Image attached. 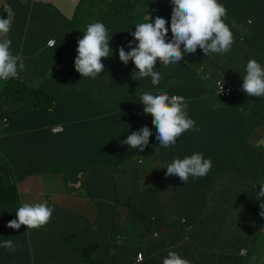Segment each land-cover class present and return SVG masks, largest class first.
Instances as JSON below:
<instances>
[{"label": "trees", "instance_id": "obj_1", "mask_svg": "<svg viewBox=\"0 0 264 264\" xmlns=\"http://www.w3.org/2000/svg\"><path fill=\"white\" fill-rule=\"evenodd\" d=\"M35 3L43 7V2ZM219 3L226 8L224 21L233 33L231 50L225 54L213 53L207 56L198 47L195 53L185 54L179 63L168 66H163L157 60L154 70L160 71L162 76L158 86L151 84V77L132 79V73L136 70L135 64L129 61L125 65L119 58V48L123 46L126 52L131 51L129 44L135 39L131 35L136 30L135 25L149 21L150 16L153 22L156 17L168 22L170 41L171 16L174 8L172 0H79L72 17L63 16L61 36L57 40H50L54 41L53 45L49 44V40H44V36L37 37L39 47L34 54L35 61L50 53L56 60L54 63H58L49 70L50 74L39 76L35 82L32 79L23 80L21 76L17 79H0L6 85L0 97V186L5 189L4 192L11 190L18 198L16 184L20 181L24 158L15 153L16 137L19 138L24 133H36L37 136L43 134L42 147L40 145L38 147L40 154L45 158L51 156V150L47 146L49 143L53 146V153H57L60 158L55 161L56 166L45 161L46 166L38 168L37 173L62 169L71 172L72 175L86 176L93 170H105L113 175L114 182L121 179L115 183L117 206L121 203L122 206H137L132 215H128L126 219L118 214L114 227H119V232L126 234L128 238L132 237L129 231L132 221L138 222V236L134 237L138 241L149 234L153 235L156 230L161 233L165 225L169 226L166 232L169 244L159 246L155 256L157 258L147 257V253L151 254L152 250L145 247L146 242L139 247H131L125 237L126 241L120 247L110 245V249H113L115 254L122 255L121 260L116 261L115 257L109 254L106 257L108 259L95 260L92 255L98 247L90 246L85 249L86 253L83 255L85 264H162L163 258L169 251L179 253L178 248L187 244L191 252L183 258L189 260L191 264H207L206 255H199L198 252L193 251L197 241L195 236L202 231L199 227L207 231L208 226L216 222V219L212 218L211 210L201 208L210 205L211 197L208 193H204V190L209 189L208 185L214 183L213 180L221 172H229L228 169H231L230 164L226 163L231 160L228 155L224 156V149L234 138L235 130L227 128L229 122L226 117L221 116L223 111L216 110L215 117L209 124H205L208 117L199 111L207 110L203 104L206 100L209 103L216 96L211 84L213 78L216 76L227 78L238 87L239 77L246 75L245 68L250 59H255L264 65V39L261 40L264 29L257 27L264 26V0H219ZM46 4V9L42 13L33 10L32 17H28L25 22L18 25L23 28L25 37L34 25L46 30L47 26L44 22L49 20V10L53 9L52 5ZM249 11L254 13V16L249 14ZM0 18H9L4 7H0ZM36 20L42 23L36 24ZM93 22H103L109 38L112 37L109 41L112 55L102 58L104 72L94 79L82 77L76 71L75 65H66L62 62L65 57L77 58L78 39L83 38L86 26ZM235 23H238L239 27ZM15 26L17 25L13 20L9 37ZM135 44H138V41ZM181 50L183 51V46ZM10 51L18 55L17 52ZM22 54L30 56L27 47H24ZM60 80L64 81L62 83L64 86L59 91ZM84 81H91L92 85L83 87ZM239 88L241 89L242 85ZM145 92L154 94L165 92L170 97L184 96V103L188 105V116L195 121L201 133L182 134L177 138L174 146L158 148L159 141L156 139L157 129L153 124V117L144 113L145 105L140 101V96ZM76 98L78 105L83 107L84 114L68 113V102L74 104ZM218 98L225 101L224 104L219 102L220 106L231 108L233 112L244 111L240 124L249 130V137L255 129L264 128V99L259 98L256 106L252 108L241 100L240 93L230 98ZM199 103L201 107L198 106ZM62 105L65 113L59 112ZM30 116L40 120L28 124L26 118ZM246 117L248 122L245 121ZM204 125L206 126L203 127ZM59 126L62 127V132H53V129ZM144 126L152 130V136L143 151L139 147L135 149L121 144L128 135ZM212 138L217 141L215 144L212 143ZM169 151L174 156H179L175 158L202 153L211 159L214 167L206 177L190 176L186 183L176 175H166L167 168L163 167L167 162L162 156L169 154ZM62 158L64 162L58 165ZM130 163L141 168V174L130 172L127 167ZM249 165L254 167L255 171L259 167L256 164ZM260 172L264 173V168ZM32 173L33 171L29 172ZM148 179L154 187H149L146 191V186L141 184H145ZM198 184L201 187L195 190ZM168 191L172 193L168 194ZM177 206H183L184 209ZM222 211L227 218H231L232 208H223ZM190 215H197L200 222L197 223ZM145 216L154 219L148 220ZM131 217L133 220L127 224ZM226 224L227 222L223 220L221 226L216 225L222 228ZM241 224L246 227L245 220L242 219ZM232 232V242L241 244V249L248 247L247 241L242 238L246 232H241L239 236L235 231ZM185 234H190L187 244H183ZM61 237L74 249L79 248V240L76 236L63 232ZM111 238L112 241L117 239L116 228L111 233L109 239ZM156 242L160 244L161 240L157 239ZM140 252L143 253L144 259L138 263L136 258ZM195 256L199 259H194ZM218 258H221L220 264H226L225 261L234 264L230 256H218ZM156 260H159V263Z\"/></svg>", "mask_w": 264, "mask_h": 264}, {"label": "crops", "instance_id": "obj_2", "mask_svg": "<svg viewBox=\"0 0 264 264\" xmlns=\"http://www.w3.org/2000/svg\"><path fill=\"white\" fill-rule=\"evenodd\" d=\"M36 1L43 2V7L38 6L35 3ZM78 2L79 0H0V7H4L7 10L12 23L15 20L17 25L14 27L10 37L8 33V38L12 41L10 50L17 52L18 56L24 59L25 68L24 70L18 71V77L21 76L23 80L32 79L35 82L39 76H47L50 74L49 70L58 63H54L56 60H54L50 53L35 61L34 54L39 47L37 37L38 35H42L44 36V40H57L61 36L63 16L71 18ZM46 3L53 6V9L49 10V20L44 22V25L46 24L47 26L46 30L43 27L34 25L30 29L28 36L25 37L23 28L18 25L25 22L28 17H32L33 10L42 13L46 9ZM248 13L254 16V13L251 11ZM37 23L40 24L42 21L36 20ZM257 27L264 29V26ZM261 35V40H263L264 33ZM24 47H27L30 56L22 54ZM75 59V57H72V59L65 57L64 61H61L66 65H75ZM243 77H239V86L243 84ZM63 82L62 80L59 81V91L64 86L62 84ZM4 83L0 81V97L4 90L2 87ZM91 85V81H84L82 83L83 87H90ZM240 95L241 98L244 97L250 100L253 104L251 103L249 105L252 107L257 104L259 98L264 99V97L257 98L248 96L244 91ZM219 99L215 96L209 103L206 100L203 105L207 110L199 111V113L208 117V121L205 124H209L210 120L215 117L216 110H221L223 111L221 116L226 117V120L229 122L227 128L235 130L234 138L228 142V145L224 149V156L228 155L231 160L230 162H226L230 164L231 169H228L229 172L219 171L221 173L213 180L214 183L208 185L212 191H220L217 195L222 197H219L215 201L214 206H202L201 208L203 210L217 208L218 211L212 215V218L216 219L215 224L219 226L223 224L224 213L221 209L232 208V216L227 224H230L229 227H239L243 232H246L245 240L248 243V247L241 249V244L232 242V231L225 232L219 227L218 230L214 231L229 239L226 256H230V260L234 264H250L252 258H255L254 252L256 251L258 242L255 238L264 234V216L260 215L264 211L261 208L264 200L263 198L257 199V193L261 190L260 185L264 181V173L260 172L264 168V138H258V131H261L259 133L264 135V128L255 129L249 137V130L240 124V119L244 116V111H239L238 113L232 110L229 114H225L226 107L219 105ZM77 101L78 98H76L74 104L68 102V113H74L76 115L84 114L83 107L79 106ZM200 105L201 103L198 106L201 107ZM59 112H66L63 105L59 109ZM39 120L35 116L26 118L28 124L37 123ZM248 125L247 123L246 126ZM196 128L199 130L190 129L189 132L186 131L183 134L197 135L201 133L197 125ZM41 137H44L43 134L37 136L36 133H24L19 138L16 137L15 153L17 156L22 155L24 158L20 181L16 184L18 198L15 197L11 190L4 192L5 189L0 186V203H2L0 205V243L4 240L11 239L17 249L13 253L0 247V264H85L83 255L86 253L85 249L90 246L98 247L94 252V258L96 260H103V258L107 257V254L115 257L116 261L121 260L122 255L115 254L116 252L110 249V239L108 237L112 233L111 224L113 223L112 219H114L115 213H118L121 218L125 217V219L128 218V213L126 206H117L116 204V188L113 175L105 170H93L88 172L86 176L82 174L72 175L71 172L62 169H51L50 171L37 173L36 170L38 168L46 166L45 161L48 164H52V166H56L55 161L60 158L57 153H53V146H50L49 143L47 146L51 150V156L45 158V156L40 154L38 147L39 145L42 147ZM215 142H217L215 138H212V143L215 144ZM20 147L23 149H19ZM185 156L181 157V159ZM175 157L179 156H174L169 151V154L163 155L162 159L170 163ZM205 158L208 159L207 157ZM63 162L64 158L57 164L60 165ZM234 163H244V166L242 169L234 167ZM249 164L258 165L257 171ZM213 167L214 165H212L211 169ZM30 171H33V173L29 174ZM241 174L248 176H242ZM252 174H256L254 180ZM141 185L146 186V191L149 187H154L150 179ZM199 187L201 185H196L195 190ZM69 190H71L70 193ZM234 191L238 192V194H234ZM167 193L171 194L172 192L168 191ZM24 203H46L49 207H53L54 211L50 221L40 229L28 230L26 225H21L18 230L7 227L9 221L18 219L16 211L19 208L18 206H22ZM234 205H241L239 206V211H235ZM71 206H74L77 210ZM177 207L184 209L183 206ZM190 217L197 223L200 222L197 215H190ZM145 218L148 220H151V218L152 220L154 219L148 216H145ZM242 219L245 220L246 227L242 226ZM162 229L161 233L156 230L155 233L153 232L155 235L149 234L142 240H138L140 244L146 242L145 247L152 250L151 254L147 253V257L152 256V258H157L155 256L159 246L169 244L167 240L162 241L160 244L156 242L157 239L162 237V234L167 232L169 226L165 225ZM202 231L208 232L210 229L207 228V231L205 229ZM63 232H68L77 237L79 240L78 249H74L63 241L61 237ZM236 234L238 236V232ZM189 237L190 234H185L183 244H187ZM195 247L193 251L197 253ZM178 249L181 257H187L188 253L191 252L188 244ZM215 255L217 256L216 262L211 260L212 255L206 254L208 257L207 264L221 263L219 261L221 258H218L220 255L216 253ZM193 258L199 259L198 256ZM225 263L229 264L227 261Z\"/></svg>", "mask_w": 264, "mask_h": 264}, {"label": "clouds", "instance_id": "obj_3", "mask_svg": "<svg viewBox=\"0 0 264 264\" xmlns=\"http://www.w3.org/2000/svg\"><path fill=\"white\" fill-rule=\"evenodd\" d=\"M172 4L174 8L171 16L170 41L168 22L161 17H156L153 22L150 16L149 21L135 25L136 30L131 33L135 39L129 44L131 51L126 52L123 46L119 48L120 60L125 65L129 61L135 64L136 70L132 73V79L151 77V84L158 86L162 76L160 71L154 70L157 60L163 66H168L179 63L185 54L195 53L198 47L207 56L213 53L225 54L231 50L233 33L224 21L227 11L219 0H172ZM11 24V18H0V79L3 80L16 77L18 71L25 68L24 59L10 51L12 41L8 38V33ZM83 33V38L78 39L75 69L82 77L94 79L104 72L102 58L112 55L109 46L112 37L109 38L103 22L88 24ZM136 41L138 44H135ZM51 43L50 41L49 44ZM258 62L255 59L247 62L246 75L243 77L240 91L257 98L264 97V66ZM218 83L222 91L224 81ZM140 101L145 105L144 113L153 117V124L157 129L156 139L159 141L158 148L174 146L177 138L184 132L190 129L199 130L195 121L189 118L188 105L182 101V98L170 97L165 92L156 94L145 92L140 96ZM151 136L152 130L144 126L128 135L121 144L129 148L139 147L143 151ZM211 167V159H206L202 153L197 152L183 159L175 158L163 168H167V176L176 175L187 183L190 176L199 178L207 175ZM260 188L257 199L264 198V184H261ZM261 208L264 209V203L261 204ZM53 211L54 208L46 203H24L16 211L18 219L9 221L7 227L18 230L21 225H26L28 230L40 229L50 221ZM260 215L264 216V211ZM0 247L13 253L17 250L11 239L4 240L0 243ZM162 264H191V262L176 251H169L163 258Z\"/></svg>", "mask_w": 264, "mask_h": 264}, {"label": "rangeland", "instance_id": "obj_4", "mask_svg": "<svg viewBox=\"0 0 264 264\" xmlns=\"http://www.w3.org/2000/svg\"><path fill=\"white\" fill-rule=\"evenodd\" d=\"M3 1V0H2ZM126 13V12H124ZM121 15V14H120ZM237 27H239L238 24H235ZM234 25V26H235ZM245 49H248L250 50L248 47ZM218 79V77L216 78H213L212 79V87L214 88V90H216V86H215V80ZM213 80H214V85H213ZM2 87L4 88L3 92L5 91V88H6V85H2ZM1 93V94H2ZM241 100H243L245 103H248L251 105V101L248 100V99H245V98H241ZM219 102L221 104H224L225 101L222 100V99H219ZM256 103V102H255ZM253 104V103H252ZM256 106V105H255ZM252 107V106H251ZM253 108V107H252ZM258 108L256 107V110ZM232 111L231 108H226L225 109V114H229L230 112ZM245 121L248 122L249 120L247 119V117L245 118ZM259 129V128H258ZM261 131H258V138H263L264 135H262L261 133H259ZM234 167H239V168H243L244 166V163H241V164H235L233 165ZM127 167L129 169L130 172L134 173V174H137V173H140L141 174V168L137 167L134 163H130V164H127ZM249 170V169H248ZM242 176H248L246 174H241ZM253 176V180H254V177L256 176V174H252ZM124 179V178H123ZM121 179H118L115 181L118 182L120 181ZM262 184V183H261ZM263 184H264V181H263ZM71 192V190H69V193ZM204 193H210L208 194L211 199L209 200V206H214L215 204V201L219 198V197H222V196H218L217 194L220 193V191H212L211 189H205L204 190ZM234 194H238V192L234 191L233 192ZM115 200H116V204H117V195L115 197ZM123 204L121 203L120 205L118 204V206H122ZM239 206L241 205H238V206H235L234 205V209L235 211H239ZM72 208L76 209L74 206H71ZM127 207V211H128V215H132V212L133 210L135 209V207L137 206H126ZM139 207V206H138ZM223 209V208H222ZM221 209V210H222ZM77 210V209H76ZM218 211L217 208L215 209H211V215H214L215 212ZM240 213V212H238ZM117 220H118V213H116L114 215V219H112L113 223L111 224L112 225V232L115 230H117V239H115L114 241H112V238L110 239V245H115L117 247H120V245L125 242L126 240L128 241L129 240V243H130V246L131 247H139L141 246L142 244H140L138 241H136L134 239V237L138 236V230L137 228H139V224L138 222L136 223H133V219L132 217L127 221V224L130 222V220L132 221V225H131V228H130V234L132 235V237H129L126 235V234H123L121 232H119V227H114V223L116 222L117 223ZM223 220L228 222L229 221V218H227L225 215H223ZM230 224H226V226H223L222 229L225 231V232H230V231H235V232H238V236L241 234V232H243L239 227L236 228V227H229ZM200 229L199 230H203L204 228L203 227H199ZM208 228L210 229V231L208 232H204V231H201L200 233H198L195 237H196V240L195 243H196V251L198 252L199 255H206V254H209V255H212L211 256V260L212 261H217V256L215 255L218 254L220 256H225L227 254V248H228V240L226 237H223L221 234H218L216 233L214 230H218V226L216 224H213L211 226H208ZM137 231V232H136ZM123 235V237L121 236ZM136 235V236H135ZM166 233L165 234H162V237L160 238L161 242L162 241H166L167 240V237H166ZM125 237L127 238L125 240ZM110 238V236L108 237ZM243 239H246V235L242 237ZM258 242L260 240V243L258 244L257 242V245H256V251L254 252L255 254V258H252V261L250 262V264H264V234L260 237H257L255 238ZM214 248H216V250H214ZM214 254V255H213ZM94 254L92 255V257L94 258ZM95 259V258H94ZM96 260V259H95ZM157 263H159V260H156ZM38 263V262H37Z\"/></svg>", "mask_w": 264, "mask_h": 264}, {"label": "built area", "instance_id": "obj_5", "mask_svg": "<svg viewBox=\"0 0 264 264\" xmlns=\"http://www.w3.org/2000/svg\"><path fill=\"white\" fill-rule=\"evenodd\" d=\"M51 42H52L51 45H53L54 44V41H51ZM262 66H264V65H262ZM14 78L17 79L18 78V75L16 77H14ZM223 81H224V87H223V90L221 91V85L218 82H223ZM215 86H216L215 94H216V96L221 97V98H230L234 94H238L241 91V89L239 87H237L236 85H234L227 78H218V79H216ZM173 96L178 97V98H182V101L185 102V97L184 96H182V95H173ZM4 122H6V121H4ZM62 130H63L62 127L59 126V127H55L53 129V132H62ZM143 258H144L143 257V254L142 253H139L137 255L136 260H137V262H140V261L143 260ZM32 264H34V263H32Z\"/></svg>", "mask_w": 264, "mask_h": 264}]
</instances>
